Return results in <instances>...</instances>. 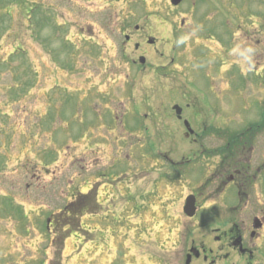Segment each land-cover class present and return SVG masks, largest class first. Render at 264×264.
Listing matches in <instances>:
<instances>
[{
  "label": "rangeland",
  "instance_id": "1",
  "mask_svg": "<svg viewBox=\"0 0 264 264\" xmlns=\"http://www.w3.org/2000/svg\"><path fill=\"white\" fill-rule=\"evenodd\" d=\"M170 3L0 0V264H184L192 243L223 247L215 264H264V236L249 243L252 259L215 238L233 228L229 217L248 231L264 210V125L233 157L201 155L225 144L224 130L263 119L264 0ZM187 104L201 115L193 130L209 120L220 139L183 138L172 107L183 119ZM153 151L173 164L149 160ZM224 165L261 175L225 186ZM91 186L89 227L52 224L75 239L47 238L68 201L84 213ZM189 193L194 220L182 212Z\"/></svg>",
  "mask_w": 264,
  "mask_h": 264
},
{
  "label": "flooded vegetation",
  "instance_id": "2",
  "mask_svg": "<svg viewBox=\"0 0 264 264\" xmlns=\"http://www.w3.org/2000/svg\"><path fill=\"white\" fill-rule=\"evenodd\" d=\"M188 106V105H187ZM189 107V106H188ZM187 107V108H188ZM185 120V119H183ZM182 120V122H183ZM189 121V119H187ZM180 121V120H179ZM186 137V139H190L193 143H197L196 141H198V138L200 137L199 135H197L196 133H194L193 135L187 136L186 134H184V138ZM214 137H212L213 139ZM155 156V152H153L152 155V159H154ZM159 156H161V158H163L165 161H167L168 163L172 164V162L168 159V157L166 156V154H159ZM250 172V175L248 174ZM261 169H250V168H245V167H241L239 169H233V172L231 175L228 176V181L231 184L237 183V184H242L239 183L240 181H247V176L250 177L252 174L254 173H260ZM255 175V174H254ZM224 178V179H225ZM223 179V180H224ZM223 180L219 179V182H223ZM225 184V183H224ZM151 194V193H150ZM196 197V196H195ZM75 201H71L70 205L72 207H74ZM69 205V206H70ZM78 212H76L75 214V218L78 217L77 213H81V211L79 209H77ZM71 218H74V210L71 212ZM256 216V215H255ZM255 216H253L255 218ZM252 217V218H253ZM260 221H261V228H259V230L253 231L252 228H249V230L247 231V227L243 230L240 229L236 224H233V228L228 231L227 233H223L221 236L217 235L216 241H219L221 239V241H224L225 244L227 243L229 246V250H231L233 253L230 256H234V257H244V256H248V259H252L253 257V250H251L249 247V243L253 242L254 240L264 236V210L260 211L259 216ZM236 238H239L241 241V248L240 247H233V243L236 240ZM194 243H192L190 245L191 247H194L193 245ZM199 249V254L196 253V251H194L191 255V259H190V263L191 264V260L194 259V261H198L200 260L201 262H203L204 264L208 263V264H215V262H217L219 257H215L214 252L216 251L218 252H222L223 247L215 249V251L211 248L206 249L204 247L203 244L200 245ZM229 250L227 251L225 257L229 256ZM190 251V249H188L185 253V256L187 257L188 252ZM223 255V254H222ZM221 255V256H222ZM193 263V261H192ZM202 264V263H201Z\"/></svg>",
  "mask_w": 264,
  "mask_h": 264
},
{
  "label": "trees",
  "instance_id": "3",
  "mask_svg": "<svg viewBox=\"0 0 264 264\" xmlns=\"http://www.w3.org/2000/svg\"><path fill=\"white\" fill-rule=\"evenodd\" d=\"M263 114H264V112H263ZM262 120L258 123V124H250L249 125V128L247 129V130H244V132H242L241 134H235V132H233V133H230V132H228V131H226V130H224V133H225V135L228 137V139H227V141L225 142V144L224 145H222V146H220V147H218L217 149H214L212 152L213 153H218L219 154V151H220V148H224V150L226 149L227 151L224 153V154H226L227 156H231L232 155V157H233V155L235 154V151H236V148L234 149V148H232V146H233V144H231L232 142H230V141H232V140H237L236 142H233V143H235L234 145H236L237 143L239 144V139L240 138H242V137H244V138H247V137H250V132H251V130H252V128L254 127V129H258V128H260L261 129V126L262 125H264V116H262ZM213 130V129H212ZM218 134H220L219 133V131H218ZM241 142H243V141H241ZM240 142V143H241ZM237 144V145H238ZM227 145H229V146H231V148H227ZM243 144H240V146H242ZM223 150V151H224ZM222 151V152H223ZM234 166V165H233ZM233 166H222V169L223 170H225V172H228V173H230V171L232 170V169H234V168H237L236 166L235 167H233ZM68 220V219H67ZM69 224L70 225H74L75 224V221L74 220H70L69 222H68V224H66L67 226H69ZM71 228V227H70Z\"/></svg>",
  "mask_w": 264,
  "mask_h": 264
},
{
  "label": "water",
  "instance_id": "4",
  "mask_svg": "<svg viewBox=\"0 0 264 264\" xmlns=\"http://www.w3.org/2000/svg\"><path fill=\"white\" fill-rule=\"evenodd\" d=\"M181 2V0H171L172 5H178ZM141 63L144 62L143 59H140ZM176 114L178 115V117H180V112L181 109L177 106L174 107ZM184 213L191 217L194 215L195 213V207H194V198L193 197H188L184 206ZM189 262V260H187V263Z\"/></svg>",
  "mask_w": 264,
  "mask_h": 264
}]
</instances>
